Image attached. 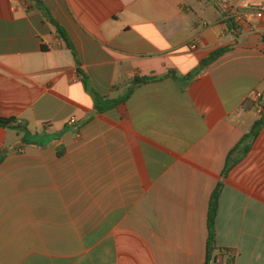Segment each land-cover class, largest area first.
<instances>
[{"label": "crops", "instance_id": "crops-1", "mask_svg": "<svg viewBox=\"0 0 264 264\" xmlns=\"http://www.w3.org/2000/svg\"><path fill=\"white\" fill-rule=\"evenodd\" d=\"M43 1L72 47L0 0V264H206L220 181L224 264H264V125L223 176L264 114V0ZM79 70L105 105L156 79L99 111Z\"/></svg>", "mask_w": 264, "mask_h": 264}, {"label": "trees", "instance_id": "trees-1", "mask_svg": "<svg viewBox=\"0 0 264 264\" xmlns=\"http://www.w3.org/2000/svg\"><path fill=\"white\" fill-rule=\"evenodd\" d=\"M31 2L41 10V12L43 13L44 17L47 19V21H49L52 25H54L58 32L61 34V36L69 43V45L72 47V42L69 40V38L67 37V35L65 34V30L62 28V26L55 20V18L53 17L51 10L49 9V7L44 3L43 0H31ZM231 23L234 24V22L232 20H230ZM234 26V25H233ZM227 49H219L214 51L213 53H211V55L202 61L200 67L196 70L195 73L200 72L201 70H203L205 67H207L209 64H211L213 61H215L218 57H220ZM79 73L81 75V79L84 82V84L87 86V88L89 90H91L95 96V100H96V106L97 109L99 111H103L105 109L114 107L116 105H118L120 102H124L128 99V97L130 96V94L132 93V90L135 86H137L138 84L141 83H146L150 80H154L156 79L155 77H151V76H143V77H137L133 80L132 82V86L129 90V92L122 98L119 99H114L112 100V102L110 104H106L105 105V98H102L101 96H99L92 88H91V83L89 80V77L87 76V74L85 72H83L82 70H79ZM191 77H193V74H190L187 79H190ZM264 125V114L263 116H261L260 119H258L253 128L251 129V131L249 133H247L246 135H244L239 142L237 143V145L235 146V148L231 151V153L228 155L227 157V163H226V167L225 170L223 172V176H226V174L228 173V171L230 170V168L237 162V160L232 158L233 153L239 149L242 145V143L247 142L246 145V149L248 150L251 147L252 142L256 139V137L258 136V134L260 133L262 127ZM0 126L1 127H14V128H23L24 126L22 124L19 123L18 119L14 116L12 117H7V116H3L0 114ZM223 188V181H220L216 187V189L214 190V192L211 195V199H210V208H209V234H210V247L213 246L215 248V252L214 253H209L208 257H207V261L206 264H222L220 262H218V256L222 255L223 258H225L226 253L222 252L221 249L217 248L215 246V230H216V216L219 210V199H220V195H221V191ZM230 261L232 262V258H230V260H228V262H226V264L230 263Z\"/></svg>", "mask_w": 264, "mask_h": 264}, {"label": "built area", "instance_id": "built-area-1", "mask_svg": "<svg viewBox=\"0 0 264 264\" xmlns=\"http://www.w3.org/2000/svg\"><path fill=\"white\" fill-rule=\"evenodd\" d=\"M221 10L225 14L226 17L231 16L235 12V11H233V8L230 6V4L228 2H222L221 3ZM74 121L75 120H72V122H74ZM218 262L224 264V258L222 255L218 256Z\"/></svg>", "mask_w": 264, "mask_h": 264}, {"label": "water", "instance_id": "water-1", "mask_svg": "<svg viewBox=\"0 0 264 264\" xmlns=\"http://www.w3.org/2000/svg\"><path fill=\"white\" fill-rule=\"evenodd\" d=\"M211 254L214 252V247L210 248Z\"/></svg>", "mask_w": 264, "mask_h": 264}]
</instances>
